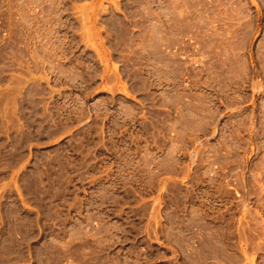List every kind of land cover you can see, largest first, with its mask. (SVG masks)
Listing matches in <instances>:
<instances>
[{
	"label": "rangeland",
	"instance_id": "rangeland-1",
	"mask_svg": "<svg viewBox=\"0 0 264 264\" xmlns=\"http://www.w3.org/2000/svg\"><path fill=\"white\" fill-rule=\"evenodd\" d=\"M0 264H264V0H0Z\"/></svg>",
	"mask_w": 264,
	"mask_h": 264
}]
</instances>
